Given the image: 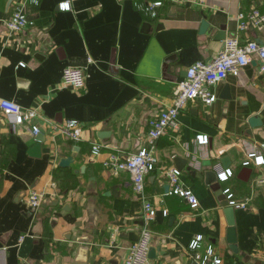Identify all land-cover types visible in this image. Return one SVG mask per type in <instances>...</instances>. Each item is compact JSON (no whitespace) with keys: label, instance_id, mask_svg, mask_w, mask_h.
<instances>
[{"label":"crops","instance_id":"obj_1","mask_svg":"<svg viewBox=\"0 0 264 264\" xmlns=\"http://www.w3.org/2000/svg\"><path fill=\"white\" fill-rule=\"evenodd\" d=\"M16 1L0 0V97L38 110L46 121L38 120L40 132L32 135L30 125L13 126V116L0 109V264H121L133 243L129 235L138 237L142 227V206L130 175L112 176L103 161L145 147L148 121L172 103L186 70L221 50L225 39L214 40L220 28L225 38L234 35L239 13L264 12V0L165 1L155 20L134 5L154 0H78L70 10L59 8L63 0H40L25 7V31L9 36L4 24ZM204 18L211 34L200 33ZM239 39L264 43V25L247 28ZM258 65L255 59L211 87L212 104L188 102L177 134L157 142L156 170L145 179L156 211L148 264H187V246L199 235L201 252L219 264H264V164L243 163L264 143ZM65 68L83 70V88L62 85ZM225 86L229 99L222 97ZM254 116L260 127L249 126ZM70 119L81 124L78 143L52 131V124ZM91 144L101 145L97 155ZM62 155L73 162L61 167ZM225 157L234 171L226 184L231 199L245 208L231 207L216 177L205 176ZM160 167L181 170L198 209L169 194ZM31 189L45 192L33 212L26 201ZM230 217L237 253L226 242Z\"/></svg>","mask_w":264,"mask_h":264},{"label":"built area","instance_id":"obj_2","mask_svg":"<svg viewBox=\"0 0 264 264\" xmlns=\"http://www.w3.org/2000/svg\"><path fill=\"white\" fill-rule=\"evenodd\" d=\"M40 0H17L13 6L8 20L5 22V31L11 35L21 34L28 26L25 17V7L37 4ZM78 0H63L59 3L61 10H70L71 3ZM165 1L178 3L182 0H154L137 1L135 7L141 12L145 19L155 20L158 17V9ZM66 5V7H65ZM239 25L237 32L225 38L221 50L208 62H196L187 70L185 77L176 88L172 103L166 107L157 117L148 121L146 132V146L137 152L131 153L125 158L111 155L103 161V168L112 176L126 172L130 175L132 189L139 198L143 212V225L139 231V237L133 242L127 251V255L121 264H148L149 250L153 238V231L150 224L155 218L156 211L145 194V179L156 170L158 163L156 157L157 142L163 136L177 134L179 124L177 117L186 107L188 102L200 99L206 106L216 100V95L211 92V87L219 84L228 76L237 77L241 71L253 60L259 61L258 72L264 74V43L259 44L252 40L241 42L239 33L249 27H261L264 25V12L258 8H251L247 13L240 12L238 15ZM24 67V64H19ZM61 83L65 87L81 89L85 84V74L80 68H65L62 72ZM0 109L13 116V126L20 127L30 125L32 135L40 132L38 120L46 121L38 110L23 108L20 105L0 97ZM52 131L68 140L78 143L81 141V124L73 119L65 121L61 125H51ZM205 141L200 140L203 144ZM91 153L97 155L101 151V145L91 144ZM260 152H251L247 155L244 165L259 167L264 164V143ZM158 168V167H157ZM211 172L216 177V183L221 185L219 194L222 195L228 204L234 208H245L246 203H236L232 198L231 188L226 184L234 177L231 168L223 167L221 160L212 167ZM160 173L167 179L169 194L179 197L185 201L190 210L199 207L196 195L188 189L181 181V170L175 167H160ZM49 188L55 190L56 184L51 182ZM44 191L29 190L27 194V206L33 212L40 206L44 197ZM164 211L163 215L166 216ZM22 237L19 242L22 241ZM202 236H196L187 246V264H219V260L213 257L211 252H201Z\"/></svg>","mask_w":264,"mask_h":264},{"label":"water","instance_id":"obj_3","mask_svg":"<svg viewBox=\"0 0 264 264\" xmlns=\"http://www.w3.org/2000/svg\"><path fill=\"white\" fill-rule=\"evenodd\" d=\"M213 31V28L210 26V24L206 21V19L204 18L201 21L200 24V33L201 34H211V32ZM224 28H220V32L217 33L216 38L214 40H222L225 39L224 34H223ZM223 98L224 99H229L230 98V93L228 91V86H225L223 89ZM248 124L251 128H255V127H260L261 126V120L259 117L254 116L252 118L249 119ZM73 162V158L62 155V158L60 160V166L61 167H67L68 165H70ZM229 159L228 158H222L221 159V164L222 166L228 167L229 166ZM211 165V162H208V166ZM207 179L209 181H211L214 178V174L209 171L206 175ZM223 205H227L226 203ZM233 209L232 208H228L227 213H229V215L232 214ZM139 225H143V223H139ZM139 237V234H138ZM138 237L136 236H131L129 235V240L132 242H136L138 240ZM226 242L228 244L229 250L233 253H237V237H236V231H235V227H234V221L232 220V217H230L229 222H228V229H227V233H226ZM154 252L155 250L153 248H151L149 250V258L153 259L154 258Z\"/></svg>","mask_w":264,"mask_h":264},{"label":"snow or ice","instance_id":"obj_4","mask_svg":"<svg viewBox=\"0 0 264 264\" xmlns=\"http://www.w3.org/2000/svg\"><path fill=\"white\" fill-rule=\"evenodd\" d=\"M65 7H66V5H65Z\"/></svg>","mask_w":264,"mask_h":264}]
</instances>
